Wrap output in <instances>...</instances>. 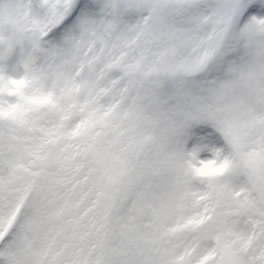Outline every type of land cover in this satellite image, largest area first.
<instances>
[{
  "label": "snow or ice",
  "instance_id": "6c2138e0",
  "mask_svg": "<svg viewBox=\"0 0 264 264\" xmlns=\"http://www.w3.org/2000/svg\"><path fill=\"white\" fill-rule=\"evenodd\" d=\"M0 264H264V0H0Z\"/></svg>",
  "mask_w": 264,
  "mask_h": 264
}]
</instances>
